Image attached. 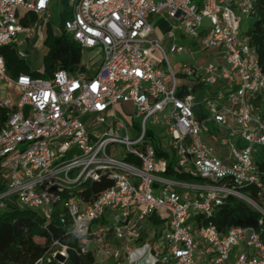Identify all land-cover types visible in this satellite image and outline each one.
<instances>
[{
    "label": "built area",
    "instance_id": "2783aa9c",
    "mask_svg": "<svg viewBox=\"0 0 264 264\" xmlns=\"http://www.w3.org/2000/svg\"><path fill=\"white\" fill-rule=\"evenodd\" d=\"M56 1L0 0V47L25 59V46ZM66 1L64 32L81 53L91 52L87 61L48 77H11L0 54V106L8 109L0 127V210L16 204L48 222L59 207L60 221L84 240L81 251L100 263L125 255L128 264H141L130 244L142 239L143 221L162 212L166 226L153 264H264V239L255 228L220 232L202 223L229 196L264 214V168L253 155L264 148V72L242 26L257 0ZM31 15L36 21L24 24ZM158 15L170 21L167 38L182 31L213 59L174 68L152 36L151 17ZM168 52L193 50L172 43ZM127 103L135 138L117 110ZM152 131L162 140L154 141ZM155 143L173 153L189 180L166 176ZM103 174L112 185L96 199L85 200L81 189L63 194ZM110 236L122 246L113 248ZM69 248L56 240L34 264H65Z\"/></svg>",
    "mask_w": 264,
    "mask_h": 264
},
{
    "label": "trees",
    "instance_id": "16d2710c",
    "mask_svg": "<svg viewBox=\"0 0 264 264\" xmlns=\"http://www.w3.org/2000/svg\"><path fill=\"white\" fill-rule=\"evenodd\" d=\"M70 13V8L63 11V21L60 24V28L63 29L62 33L52 35L49 26L47 27V35L44 38L47 52L43 57V72L30 69L12 47H0V54L4 57L7 73L11 77L20 73L48 77L57 69L74 71L78 68L82 57L81 48L64 32V23L70 17ZM35 21L36 17L31 15L29 20H24V24ZM249 21L245 33L249 38V44L256 51L258 63L264 72V0L255 2L254 12ZM7 114L8 109L0 106V127L4 124ZM155 146L158 156L167 160L166 176L183 180L190 179L187 173L176 167L173 153L163 150L159 143H155ZM257 162L261 168H264V159H258ZM110 185H112V180L108 175L103 174L98 180H80L78 183L71 184L63 194L81 189V196L91 201ZM61 211L57 207L52 218L47 222L39 212L22 208L16 204H8L5 209L0 210V264H34L38 258L52 248L56 240L70 247L65 264H96L91 251H81L84 240L71 233L69 223L64 224L60 221ZM202 223H211L220 232L233 226H250L255 228L264 239V214L236 196L227 197L222 204L216 206L212 216L203 219Z\"/></svg>",
    "mask_w": 264,
    "mask_h": 264
},
{
    "label": "rangeland",
    "instance_id": "374dc122",
    "mask_svg": "<svg viewBox=\"0 0 264 264\" xmlns=\"http://www.w3.org/2000/svg\"><path fill=\"white\" fill-rule=\"evenodd\" d=\"M68 8H70V7H69L66 0H57L56 3H54L52 5V13H51L50 18H46V19L40 20L38 22L34 36L30 40V42L25 46L26 55H25L24 61L29 66L30 69L35 70L37 72H43V57H44L45 53L47 52V45L44 43V38L47 35V27L49 26V31L52 35L62 33L63 29L60 28V24L63 21L62 14H63V11L66 9L68 10ZM48 21H49V23L47 24L46 22H48ZM249 22H250L249 19H246L242 22V26L244 29H246ZM164 24H165L164 26L168 25L167 28L169 27L168 21H165ZM158 27L160 28L161 26H158ZM180 34L182 35V31L176 32L177 40L173 41V42L172 41L170 42V40L169 41L168 40H166V41L161 40V43H162L165 51L168 53V59L170 61V64L174 68L179 67L183 62L184 63L192 62L193 58H195L197 61L201 62L203 60V58H206L207 54L210 53L209 51L208 52L206 51L205 54L182 53L178 56L170 54L168 52V50H169V46L172 43H174V42L180 43L183 40H185L186 38L187 39L189 38L188 36L180 37L179 36ZM179 37L183 38V39H179ZM19 38L20 39L24 38V34H20ZM81 54H82V59L85 61H87L88 58L90 56H92V54L89 50H84ZM97 59H100V56H97ZM178 81H179V83H181V81H184V80H181L179 78ZM124 106H125V108H123V110L120 109L119 106L117 107L118 114L122 117V119L125 121V123L129 126V132H130L131 137L135 138L137 136L138 132H137L136 128L134 127L135 126L134 124L136 123L137 120H135V118H133V114H132L133 108H132L131 104H129V103L125 104ZM148 129L150 130L149 127H148ZM211 131L212 132L215 131V129L212 126H211ZM152 132L154 135V138H153L154 141H161L162 140V138H161L162 133L161 132H157V133H155L154 131H152ZM97 133H98V135H100L101 129L100 130L98 129ZM204 139L208 140L212 144V146L216 149V152L218 153V155L220 157H227L228 156L229 150L226 147H221L219 142H216V141L210 139L209 136H205ZM120 149H121L122 154H124L125 149L123 147H120ZM255 149H256V151L253 154L254 158L261 159L262 157H264V148L256 146ZM74 151L75 150H73L72 152H68L66 157L73 155L75 153ZM73 176H74V174H72V177ZM150 232H151L150 240H153V241L158 240V239L160 240L162 233H163V229H161L160 227L156 228V232L160 233V235L157 236L158 238L157 237L155 238L154 236H152V233H153L152 230H150ZM109 239H110V242H111V245L113 246V248L118 247L117 246L119 243L118 240L113 239V237H111V236L109 237ZM200 251H203V249L196 250L197 256L199 255ZM140 252H141L142 258L147 262V264H153L154 263L155 258L151 255V251L149 250V248L147 246L142 247L140 249ZM123 259H124L123 256L119 257L117 260L114 257H112V258L107 259L105 262H101V263L96 262V264H114V262L116 263V262L122 261ZM119 264H128V262L126 260V261H123L122 263H119Z\"/></svg>",
    "mask_w": 264,
    "mask_h": 264
},
{
    "label": "crops",
    "instance_id": "0c3cea01",
    "mask_svg": "<svg viewBox=\"0 0 264 264\" xmlns=\"http://www.w3.org/2000/svg\"><path fill=\"white\" fill-rule=\"evenodd\" d=\"M165 21H168L170 23V21L168 19L164 18L161 15L151 17V22L154 26V31H153L152 36L155 39L159 40L160 42H161V40L162 41H166V40L169 41L170 40V42L176 41L177 40L176 33H175L174 39L167 38L166 34H167L169 27L167 28L168 25L164 26ZM158 26H161V27L159 28ZM179 36L184 37L182 35H179ZM180 37H179V39H183ZM174 43H176V42H174ZM176 44H184V45L188 46L191 50H193V53H190V54H196V53L205 54L206 51L207 52L209 51L210 53L207 54L206 58L207 59H213V51L212 50L207 49V50H203L201 52L197 51V43L190 38H188V39L186 38L182 42L176 43ZM206 58H203V59H206ZM195 60L196 59L193 58L192 62ZM166 220H167V214L162 213V212H155L145 219V221L142 223V239L138 242H134V243L130 244L131 248L133 249V256L132 257H136V258H134L135 260H137L141 264H147V262L142 258L140 249L142 247L147 246L149 248V250L151 251V255H152V252H155V250L158 248L157 246H158L159 239L155 240V241L150 240V237H151L150 236V234H151L150 230H152V232H153L152 236H154L156 238L157 236L160 235V233L156 232V228L160 227L161 229H164L166 226ZM145 244H147V245L145 246ZM117 246H122V243L119 242ZM123 257H124V259L122 261H119L116 263L114 262V264H117V263L119 264V263H122L123 261H126L125 255H123ZM115 259L117 260L118 258H115Z\"/></svg>",
    "mask_w": 264,
    "mask_h": 264
}]
</instances>
